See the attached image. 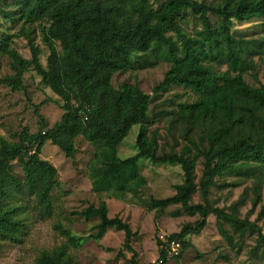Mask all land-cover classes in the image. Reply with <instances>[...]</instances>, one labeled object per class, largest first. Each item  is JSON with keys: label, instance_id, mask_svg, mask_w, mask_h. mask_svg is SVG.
<instances>
[{"label": "trees", "instance_id": "obj_1", "mask_svg": "<svg viewBox=\"0 0 264 264\" xmlns=\"http://www.w3.org/2000/svg\"><path fill=\"white\" fill-rule=\"evenodd\" d=\"M16 2V0H13ZM24 4L21 19L31 24L46 25L44 40L49 48L46 67L40 61V49L29 41L31 59H24L13 47V38L5 36L0 41V57H7L19 69L32 67L49 88L62 101L63 115L59 122L48 127L39 116L37 133L23 130L14 135V143L3 141L0 146V241H16L17 222L13 209L6 208L5 199L10 193L24 188L35 195L46 215L52 213L51 195L58 183V171L41 158L46 142L56 146L68 160L75 161L76 140L84 139L95 149L88 164L92 192L116 194L111 191L107 174L134 169L125 193L138 196L146 185L140 175L138 162L147 160L155 165L180 166L184 181L175 186V194L165 199H152L146 205L149 212L164 211L180 206L190 217L198 216L193 224L168 237L181 243L184 256L192 244L189 235H199L207 226L209 216L226 224L242 240L246 234H256L264 248V232L256 222L240 216L238 203L229 209H220L211 202V189L217 186L219 167L229 171L247 169L253 165L264 168V85L258 88L246 82L252 70L248 62L249 49L234 38V22L253 19L264 20V0H220L212 6L198 0H165L150 14L139 9L149 5L148 0H20ZM190 12L199 18L202 30L198 37H190L181 25L182 15ZM5 19L9 16L0 10ZM209 15L218 18L217 26ZM60 46V51L56 48ZM154 47L164 49L170 65L163 81L155 92L171 86L189 90L197 100L181 103L178 115L193 127L206 129L201 145L189 138L180 153L159 154V135L150 132L149 115L151 97L136 84H126L116 89L112 80L115 74L131 68V57L144 54ZM259 44L257 49H262ZM208 51L216 52L228 70L214 74L204 64ZM214 58V59H215ZM4 83L13 91L23 87L18 76L5 78ZM138 127L136 154L122 159L118 149L133 127ZM187 133H190L188 131ZM203 159L202 178L196 183L195 171ZM17 162L23 171L21 181L14 175ZM199 192L202 202L193 204ZM260 190H256L255 209L260 203ZM123 194V193H122ZM124 195H120V197ZM86 221L98 219L90 237L96 241L104 238L109 229L124 233V250L132 254L129 264H140L132 248L136 236L129 223L120 217H109L105 200L99 206L89 207L80 213ZM260 216H264V206ZM72 244L78 248L75 238ZM158 244L159 257L167 264L166 253ZM119 257L123 256L120 251ZM37 264H73L65 249L54 254L43 253Z\"/></svg>", "mask_w": 264, "mask_h": 264}, {"label": "rangeland", "instance_id": "obj_2", "mask_svg": "<svg viewBox=\"0 0 264 264\" xmlns=\"http://www.w3.org/2000/svg\"><path fill=\"white\" fill-rule=\"evenodd\" d=\"M212 6H218L220 0H198ZM165 0H148L147 7L139 10L150 14L157 10ZM24 4L20 0H0V10L6 12L8 19L0 13V41L5 36L13 38L12 47L26 60L31 59L29 41L32 40L40 49V61L46 67L49 48L44 40L43 28L46 25L31 24L21 19ZM211 22L217 26L219 20L209 15ZM181 25L192 38L198 37L202 30L199 18L190 12L182 15ZM232 33L236 40L249 49L247 60L252 70L246 74V82L258 88L264 85V20L253 19L234 22ZM262 44V49H257ZM60 51V46L56 44ZM204 64L214 74L228 70L226 64L219 61L216 52L208 51ZM215 58V59H214ZM170 65L164 49L154 47L147 53L134 54L131 68L114 75L112 84L116 89L126 84H136L151 97L149 115L152 122L150 132L159 135V154L180 153L187 144L186 134L201 145L206 129L202 125L191 126L185 118L178 115L181 103L197 100L189 90L171 86L166 90L155 92L163 81ZM18 76L23 87L13 91L4 81L7 77ZM63 115L62 101L49 88L44 86L41 78L32 67L19 69L7 57H0V146L3 141L14 143V135L23 130L37 133L42 116L48 127L60 121ZM138 127H133L127 139L118 149L122 159L136 154V137ZM190 131V133H187ZM75 161L65 155L50 142L42 149L41 158L48 161L58 171L59 186L51 195L52 213L46 215L35 195L22 189L19 193H10L5 199L6 208L13 209L17 228L16 241H0V264H37L43 253L54 254L65 249L73 264H129L132 254L124 250V233L109 229L103 239L96 241L90 236L95 233L93 227L98 219L86 221L80 213L89 207L97 208L105 200L109 208V217H120L129 223L136 236L132 248L138 254L140 264H152L158 260L159 246L163 239L181 231L186 224H193L199 218L185 214L181 207L171 206L164 211L149 212L146 205L152 199H165L175 194V186L182 184L184 174L177 165H155L147 160L138 162L140 175L146 185L139 195L125 193L131 182L134 169L128 166L122 171L107 174L111 191L116 194L101 195L92 192L88 164L93 160L95 149L82 138L76 140ZM203 159L197 164L196 183L202 178ZM14 175L23 180L21 166L14 162ZM217 186L211 189V202L220 209H229L238 203L240 216L256 222L264 232V216H260L264 206V168L253 165L247 169L229 171L219 167L216 173ZM259 189L260 203L253 209L256 190ZM123 193V194H122ZM124 195V197H120ZM202 202L200 193L193 196L192 203ZM79 244L76 248L71 238ZM191 248L179 259H172L167 264H264V248L256 234H246L240 240L231 229L218 221L215 216L208 218L207 226L199 235H189ZM123 256L119 257V252Z\"/></svg>", "mask_w": 264, "mask_h": 264}, {"label": "built area", "instance_id": "obj_3", "mask_svg": "<svg viewBox=\"0 0 264 264\" xmlns=\"http://www.w3.org/2000/svg\"><path fill=\"white\" fill-rule=\"evenodd\" d=\"M161 249L165 251L168 262L180 255L181 243L175 240L163 239ZM152 264H163V261H156Z\"/></svg>", "mask_w": 264, "mask_h": 264}]
</instances>
